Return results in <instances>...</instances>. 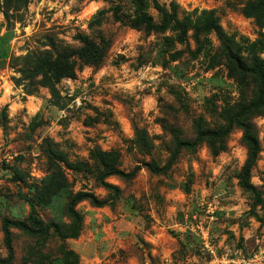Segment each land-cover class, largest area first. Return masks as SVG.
<instances>
[{
    "label": "rangeland",
    "instance_id": "obj_1",
    "mask_svg": "<svg viewBox=\"0 0 264 264\" xmlns=\"http://www.w3.org/2000/svg\"><path fill=\"white\" fill-rule=\"evenodd\" d=\"M250 1L159 0L189 20L180 41L174 26L128 24L141 9L161 22L151 0L142 8L138 0H0V258L8 254L3 221H29L26 198L64 234L72 231L73 194L112 200L100 184L97 151L125 171L139 166L137 175L106 178L120 190L109 205H76L82 227L75 238L13 227L11 264H226L264 250V104L246 118L261 145L250 175L255 191L242 185L248 147L239 127L182 148L170 163L179 140L225 127L259 99V79L240 71L203 24L212 13L245 58L252 43L264 58V27L246 13ZM81 37L101 48L100 63L77 56ZM58 53L74 62V77L49 84L22 71L33 67L32 55Z\"/></svg>",
    "mask_w": 264,
    "mask_h": 264
},
{
    "label": "trees",
    "instance_id": "obj_2",
    "mask_svg": "<svg viewBox=\"0 0 264 264\" xmlns=\"http://www.w3.org/2000/svg\"><path fill=\"white\" fill-rule=\"evenodd\" d=\"M14 1L16 3L28 4L29 0H7ZM139 6L142 8L145 0H138ZM154 6L162 12V20L160 23H156L152 15L147 13L144 9L128 22L132 27H144L150 31H163L168 29L170 26H174L179 34L180 41H185L188 35L190 22L188 19L181 20L177 17L175 12L165 11L160 5L159 0H151ZM246 13L250 16H254L260 26L264 27V0H251L246 6ZM118 10L114 13L115 18L121 20ZM203 24L207 32L215 31L219 37L223 48L228 58L233 61L235 66L242 72L255 75L259 81V99L251 102L247 106L241 108L236 114H234L228 121L225 127L220 129H202L199 128L196 137L193 140H179L177 143L176 150L172 153V163L177 157L179 151L182 148L194 149L198 147L202 141L208 138H219L225 139L235 127L241 128L243 132V140L248 147V158L242 170V185L244 188L255 191L254 185L250 181V175L252 168L255 166L260 151V141L255 134L254 126L251 122L246 120L248 113L254 108L264 104V58L257 54L256 43L247 44L245 47L248 48L250 58H245L241 53V46L236 38L226 34L222 26L213 17L212 13L205 12ZM82 46L77 50V56L89 63H100L103 58V52L101 48L92 42L87 37H81ZM68 55L58 53L56 57L49 56H38L37 54L32 55L33 67H29V63L23 68V72L31 73L30 78L37 75H43V81L49 84H55L60 81L63 77H74L76 74V68L73 61L69 60ZM31 56H26L25 59H30ZM110 154L102 151H97L92 154L94 160H100L103 165L102 172L99 176L100 184L105 189L113 192L112 200L100 199L97 195L92 192H76L73 194L68 202V213L73 219L72 231L69 234L62 232L59 224L56 222L45 223L40 220L36 215L35 201L31 198H26L31 208L29 215V221L24 220H11L5 219L3 221V231L5 245L8 254L5 258H0V264H11L15 258V248L13 244V233L12 228H18L34 235H48L51 231L55 232L60 238H75L79 236L82 227V216L76 209V205L83 200H90L95 206L102 207L109 205L115 201L119 195V188L106 180L110 175H117L123 179H132L137 175L139 166H136L131 171H125L115 164H113L109 157ZM111 156V155H110ZM79 167V166H77ZM157 168V167H156ZM256 201H259L257 196Z\"/></svg>",
    "mask_w": 264,
    "mask_h": 264
},
{
    "label": "built area",
    "instance_id": "obj_3",
    "mask_svg": "<svg viewBox=\"0 0 264 264\" xmlns=\"http://www.w3.org/2000/svg\"><path fill=\"white\" fill-rule=\"evenodd\" d=\"M223 260L233 264H264V250H259L248 255H237L229 259L224 258ZM205 264H214V261L210 260Z\"/></svg>",
    "mask_w": 264,
    "mask_h": 264
},
{
    "label": "crops",
    "instance_id": "obj_4",
    "mask_svg": "<svg viewBox=\"0 0 264 264\" xmlns=\"http://www.w3.org/2000/svg\"><path fill=\"white\" fill-rule=\"evenodd\" d=\"M222 262H225L226 264H233V263H230V262H228V261H222Z\"/></svg>",
    "mask_w": 264,
    "mask_h": 264
}]
</instances>
